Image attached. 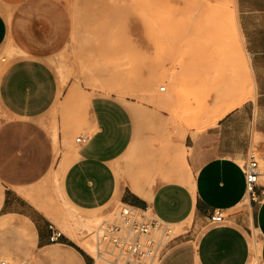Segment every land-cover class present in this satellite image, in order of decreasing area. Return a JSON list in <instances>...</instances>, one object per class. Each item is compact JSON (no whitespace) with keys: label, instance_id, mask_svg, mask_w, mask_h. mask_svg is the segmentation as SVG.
I'll return each mask as SVG.
<instances>
[{"label":"crops","instance_id":"1","mask_svg":"<svg viewBox=\"0 0 264 264\" xmlns=\"http://www.w3.org/2000/svg\"><path fill=\"white\" fill-rule=\"evenodd\" d=\"M63 2L0 0V48L8 41L14 48L0 73V112L30 119L49 111L60 98L62 86L49 59L63 47L70 28ZM232 3L237 40L247 51L245 63L253 80L242 103L224 110L204 130L184 136L171 167L164 163L160 170L147 168L142 177L121 172L134 138L131 111L114 95L94 93L88 99L92 133L87 142L78 143L73 160L62 170L61 196L69 205L66 212L77 220L90 218L79 209L119 200L149 207L160 219L186 226L168 246L161 264H254L257 257L264 264V170L255 198L245 201L243 169L253 149L261 154L264 166V0ZM37 140L32 124H0V219L19 217L33 246L42 250V259L57 256L66 264H88L68 242L82 245L67 233L61 232L60 241L51 240L57 229L47 218L40 220V210L23 194L41 167L34 153L20 152V145L34 150ZM215 210L226 214L224 222L211 221ZM255 232L262 239L259 255ZM60 245L74 259L52 249Z\"/></svg>","mask_w":264,"mask_h":264},{"label":"rangeland","instance_id":"2","mask_svg":"<svg viewBox=\"0 0 264 264\" xmlns=\"http://www.w3.org/2000/svg\"><path fill=\"white\" fill-rule=\"evenodd\" d=\"M60 5L68 13L70 28L63 47L49 59L62 86L60 98L49 111L30 119L18 120L2 111L0 124L20 121L34 126L38 139L34 150L20 145V152L34 153L41 172L23 194L40 210L41 221L47 218L65 232L64 217L78 218L66 212L69 205L59 188L62 170L79 148L76 138L92 133L88 127L90 96L114 95L131 111L134 138L121 172L143 177L147 168L160 170L164 163L172 166L181 141L246 98L253 80L245 65L247 51L237 40L232 0H64ZM13 56L8 41L0 48V73ZM261 168L264 170L262 163ZM121 206L117 200L79 211L100 223L114 218ZM18 218L0 219V259L66 264L57 256L42 259V250L33 246ZM15 220L20 225L14 226ZM190 224L191 220L187 226ZM173 226L177 235L186 231V226ZM76 234L80 243L79 236L87 233L76 228ZM253 236L262 241L256 232ZM94 237V233L87 236L93 244ZM80 248L86 252L88 264H94L90 254L94 251ZM52 249L74 259L61 245Z\"/></svg>","mask_w":264,"mask_h":264},{"label":"built area","instance_id":"3","mask_svg":"<svg viewBox=\"0 0 264 264\" xmlns=\"http://www.w3.org/2000/svg\"><path fill=\"white\" fill-rule=\"evenodd\" d=\"M88 139L87 134H82L76 141L85 143ZM243 169L247 192L255 198L262 175L258 150L250 151ZM210 218L213 223H221L226 220V214L215 210ZM60 235L61 231L57 230L51 240L57 241ZM94 235V254L91 255L95 261L107 264H161L168 246L178 236L173 224L160 219L149 207L139 208L129 203H123L114 218L101 221ZM0 264L26 263L0 259Z\"/></svg>","mask_w":264,"mask_h":264},{"label":"bare ground","instance_id":"4","mask_svg":"<svg viewBox=\"0 0 264 264\" xmlns=\"http://www.w3.org/2000/svg\"><path fill=\"white\" fill-rule=\"evenodd\" d=\"M247 66V64H245ZM162 87H165V85H162ZM161 87V88H162ZM243 99H240L238 100L237 102L233 103L227 110H229L230 108L238 105L239 103H242ZM175 137V135H174ZM249 195V194H248ZM56 213V212H55ZM54 213V214H55ZM59 215H57L58 217ZM61 216V215H60ZM55 218V216H53ZM59 218V217H58ZM60 219V218H59ZM57 221V220H56ZM62 221V219H61ZM58 222V221H57ZM59 223V222H58ZM99 223L98 219H82V220H77V219H73L72 215L69 216H66L64 217V221H63V228L65 230V232L71 236L72 238H76L77 234H76V228H78V230L81 231V233L83 232L85 234V236H79L81 242L80 244L86 249L88 250L89 252H92L94 251V244L92 241H90V239L87 238L88 235L94 233V231L96 230V227H97V224ZM189 223V221L187 222ZM186 223V224H187ZM60 225V224H59ZM175 225V224H173ZM179 227L183 228L184 225H180ZM62 232V231H61ZM87 238V239H86ZM77 240V238H76ZM261 241L260 240H257V253L258 255L261 254ZM92 254V253H90ZM94 254V253H93ZM94 264H100L99 263V260H96L94 262ZM254 264H259V260H258V257L256 258Z\"/></svg>","mask_w":264,"mask_h":264},{"label":"trees","instance_id":"5","mask_svg":"<svg viewBox=\"0 0 264 264\" xmlns=\"http://www.w3.org/2000/svg\"><path fill=\"white\" fill-rule=\"evenodd\" d=\"M68 243H70L71 245H73L74 247H76L83 255L87 256L86 252L82 248H80L77 244H75L72 241H69Z\"/></svg>","mask_w":264,"mask_h":264}]
</instances>
